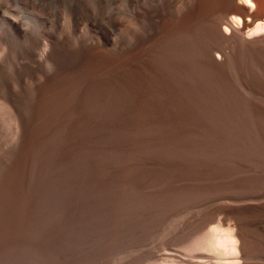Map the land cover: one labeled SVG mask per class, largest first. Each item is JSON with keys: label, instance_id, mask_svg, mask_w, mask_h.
Segmentation results:
<instances>
[{"label": "rangeland", "instance_id": "1", "mask_svg": "<svg viewBox=\"0 0 264 264\" xmlns=\"http://www.w3.org/2000/svg\"><path fill=\"white\" fill-rule=\"evenodd\" d=\"M199 1L0 0V264H264V17Z\"/></svg>", "mask_w": 264, "mask_h": 264}, {"label": "bare ground", "instance_id": "2", "mask_svg": "<svg viewBox=\"0 0 264 264\" xmlns=\"http://www.w3.org/2000/svg\"><path fill=\"white\" fill-rule=\"evenodd\" d=\"M188 1H189V0H188ZM200 1H201V0H200ZM200 1H199V2H200ZM232 1H233V0H224V1H223V4H224V6L226 7V10H227L228 13H230V14H233V13H234V14H235V12H237V11H236V8H235V6L233 5ZM236 1H237V0H236ZM241 1L244 2V4H245V0H241ZM241 1H240V2H241ZM248 1H249V0H248ZM248 1H247V3H248ZM250 2H251V1H250ZM252 2H253V1H252ZM252 4H253V3H252ZM252 4H251V11H252V8H254V7H252ZM247 5L249 6V4H247ZM254 6H255V5H254ZM256 7H257V12H255V13L253 14L254 17H255V18H259V17L261 18V17H262V18H263V17H264V0H259V1L257 2V6H256ZM248 8H249V7H248ZM193 9L195 10V8H193ZM255 9H256V8H255ZM179 10H180V9H179ZM198 10H199V9H198ZM199 11H202V12H203V9H202V10H199ZM183 12H184V11H183ZM202 12H200V13H202ZM238 12H239V11H238ZM179 14H180V13H179ZM193 15H195V14H193ZM199 16H200V15H199ZM233 17H234V16H233ZM235 17H236V16H235ZM241 17H242V16H241ZM195 18H196V17H194V19H195ZM262 18H261V19H262ZM230 19H231V20H230ZM230 19H229V21L232 22V23L229 22L228 24L230 25L231 28H233V30H235L236 26H238V24L235 22L237 18L235 19V18L230 17ZM234 19H235V20H234ZM241 19H242V18H241ZM241 19H240V20H241ZM190 20H191V19H190ZM233 21H234V22H233ZM242 21H243V20H242ZM263 21H264V20H263ZM257 22H258V21H257ZM260 22H261V21H260ZM226 23H227V22H226ZM263 24H264V23H263ZM240 25H241V24H240ZM256 25H258V24H256ZM241 26H242V25H241ZM241 26H240V27H241ZM248 26H249V25H248ZM248 26H247V27H248ZM258 26H259V25H258ZM258 26H257V27H258ZM260 26L263 27L264 25L262 26V25L260 24ZM260 26H259V27H260ZM240 27H239V28H240ZM257 27H256V28H257ZM261 27H260V28H261ZM224 28H225V27H224ZM227 28H228V26H227ZM225 29H226V28H225ZM225 29H224V30H225ZM229 29H230V28H229ZM254 29H255V28H254ZM251 30H252V29H251ZM262 30H263V29H262ZM237 31H238V30H237ZM255 31H256V29H255ZM255 31H254V32H255ZM226 32H227V31H226ZM240 32H241V31H240ZM254 32H253V33H254ZM256 32H258V33H259L258 35H260V32H259V31H256ZM262 32H263V31H262ZM227 33H228V32H227ZM246 33H247V31H246ZM255 34H257V33H255ZM255 34H254V35H255ZM261 34H262V33H261ZM245 36H247V35H245ZM250 37H251V36H250ZM208 38H209V36H208ZM246 38H247V37H246ZM247 40H248V39H247ZM224 41H225V40H224ZM226 42H227V41H226ZM248 44H249L250 46H253V47H259V48H260V47H264V36L261 37V38L255 39L254 41H250V42H248ZM232 48H233V47H232ZM254 49H255V48H254ZM212 50H213V49H212ZM208 52H209V51H208ZM244 62H245V61H244ZM235 69H236V68H235ZM245 71H246V70H245ZM236 72H237V71H236ZM253 72H254V71H253ZM239 74H240V73H239ZM256 79H257V78H256ZM258 91H259V90H258ZM10 98H11V97H10ZM14 102H15V101H14ZM24 116H25V115H24ZM16 117H17V116H16ZM18 118H19V117H18ZM16 120H17V119H16ZM18 121H19V119L17 120V122H18ZM21 121H22V120H21ZM21 121H19V122H21ZM21 123H22V122H21ZM17 124L20 126L19 123H17ZM22 124H23V123H22ZM23 126H24V125H23ZM18 129H19V128H18ZM18 131H20V130H18ZM22 137H23V136H22ZM26 137H27V136H26ZM217 219H218V223H222V222L224 223L225 221H227L226 218H224V216H223V218H222V217H219V218H217ZM212 220H213V219H212ZM213 221H214V220H213ZM213 223H214V222H213ZM231 224H232V223H231ZM220 225H221V224H220ZM234 225H235V224H234ZM216 228H217V226H213V227H212V229H216ZM223 228H224V227H223ZM220 229H221V227H220ZM220 229H219L218 231H220ZM225 229H226V228H225ZM222 230H223V229H222ZM215 231H216V230H215ZM208 232H210V231H208ZM213 232H214V230H213ZM216 232H217V231H216ZM224 232H225V231H224ZM224 232H223V233H224ZM210 233H211V232H210ZM214 233H215V232H214ZM225 233H226V232H225ZM207 234H209V233H207ZM207 234H206V235H207ZM198 235H199V234H198ZM219 235H220V234H219ZM222 235H223V234H222ZM202 236H203V235H202ZM215 236H216V235H215ZM220 236H221V235H220ZM220 236H219V238H222V237H220ZM224 236H225V235H224ZM230 236H231V235H230ZM214 239H215V238H214ZM222 239H223V238H222ZM222 239H221V240H222ZM226 239H227V237H226ZM222 241H223V240H222ZM228 241L230 242V241H233V240H231V238H230V240H228ZM216 242H217V241H216ZM224 242H226V241H224ZM208 243H209V242H208ZM220 243H221V242H220ZM230 244H231V243H230ZM245 244H246V243H245ZM210 245H211V244H210ZM212 245H213V244H212ZM218 245H220L219 242H218ZM218 245H217V246H218ZM223 245H224V243H223ZM223 245H222V247H223ZM226 245H227V244H226ZM224 246H225V245H224ZM211 247H212V246H211ZM213 247H214V246H213ZM226 247H227V246H226ZM224 248H225V247H224ZM230 248H232V246H231ZM230 248H229V249H230ZM209 249L211 250V248H209ZM213 249H214V248H213ZM227 249H228V247H227ZM227 249H226V251H227ZM210 250L207 251V252H205V251L199 252V253H198V256H197V255H196V256L199 257V258H201V259H202L203 257L213 258V255H214V254H213V251H214V250H213V251H212V250L210 251ZM219 250H220V248H219ZM223 251H224V250H223ZM228 251H229V250H228ZM228 251H227V252H228ZM230 251H231V250H230ZM219 252H220V251H219ZM219 252H218V253H219ZM221 252H222V251H221ZM227 252H225V253H227ZM238 252H239V251H238ZM230 253H231V252H230ZM165 254H167V255H168V254H173V252H172V251H166ZM221 254H222V253H220V255H221ZM227 254H228V253H227ZM240 254H241V253H240ZM196 256H195V258H196ZM226 257H228V256H226ZM195 258H194V257H189V258H187V261H188L189 263H191V264H193V263H195V262L197 263V261H200V260H198V259L196 260ZM228 258H229V257H228ZM185 260H186V259H185ZM203 260H204V259H203ZM222 260H223V259H222ZM201 261H202V260H201ZM201 261H200V262H201ZM207 261H208V260H207ZM227 261H228V260H227ZM200 262H199V263H200ZM202 262H203V261H202ZM229 262H230V261H229ZM196 263H195V264H196ZM199 263H198V264H199ZM224 264H226V263H224ZM228 264H230V263H228ZM231 264H232V263H231Z\"/></svg>", "mask_w": 264, "mask_h": 264}, {"label": "snow or ice", "instance_id": "3", "mask_svg": "<svg viewBox=\"0 0 264 264\" xmlns=\"http://www.w3.org/2000/svg\"><path fill=\"white\" fill-rule=\"evenodd\" d=\"M245 2H247V0H245Z\"/></svg>", "mask_w": 264, "mask_h": 264}]
</instances>
